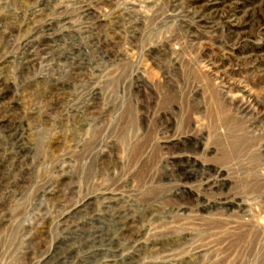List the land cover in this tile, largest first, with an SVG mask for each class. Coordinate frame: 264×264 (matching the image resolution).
Instances as JSON below:
<instances>
[{
    "label": "rangeland",
    "instance_id": "rangeland-1",
    "mask_svg": "<svg viewBox=\"0 0 264 264\" xmlns=\"http://www.w3.org/2000/svg\"><path fill=\"white\" fill-rule=\"evenodd\" d=\"M56 245L264 264V0H0V264Z\"/></svg>",
    "mask_w": 264,
    "mask_h": 264
},
{
    "label": "bare ground",
    "instance_id": "bare-ground-1",
    "mask_svg": "<svg viewBox=\"0 0 264 264\" xmlns=\"http://www.w3.org/2000/svg\"><path fill=\"white\" fill-rule=\"evenodd\" d=\"M118 214V217H119V215H120V212H118L117 213ZM36 215H33V217H35ZM66 216V215H65ZM75 219H73V221H74ZM93 223H90V221L88 222V223H86V222H83V223H81L80 221L79 222H76V223H74V224H71V225H69L68 223H66L65 224V227L62 229L63 231H66V233H68L69 232V234H72L73 233V229H81V231H83V230H85V231H91V229H93V225H92ZM120 224L122 225V226H124V223L123 222H120ZM96 229V228H95ZM85 233H87V232H85ZM86 235V234H85ZM67 236V235H66ZM65 236V238H67ZM92 245V244H91ZM60 246H62V245H56V246H54V247H52L53 248V252H51V250H49L48 251V253H49V256L47 257V260H45V261H42L41 263H39V264H58V263H60V264H63L64 262H66V261H64L63 259H61V257L59 256V248H61ZM65 246V245H64ZM94 247V246H93ZM97 247V246H96ZM63 248V247H62ZM69 248L71 249L72 248V246H69ZM91 247H89L88 249H90ZM86 249V248H85ZM61 250V249H60ZM99 251H101V250H99ZM95 252V251H94ZM106 252V251H105ZM47 253V254H48ZM93 252H88L87 251V254H89V255H91ZM103 255V254H102ZM98 256V255H97ZM71 257V256H70ZM87 257V256H86ZM85 257V258H86ZM84 259V258H83ZM81 260V262H79V264H86L85 262V260ZM68 262V261H67ZM69 262H73V261H71V260H69ZM107 263H109V262H107ZM38 264V263H37ZM72 264V263H71ZM89 264H94V263H89Z\"/></svg>",
    "mask_w": 264,
    "mask_h": 264
}]
</instances>
